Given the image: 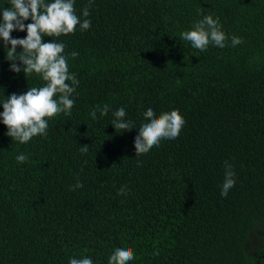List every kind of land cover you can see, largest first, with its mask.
Instances as JSON below:
<instances>
[{"label":"trees","instance_id":"trees-1","mask_svg":"<svg viewBox=\"0 0 264 264\" xmlns=\"http://www.w3.org/2000/svg\"><path fill=\"white\" fill-rule=\"evenodd\" d=\"M88 4L74 0L88 30L43 38L66 46L79 81L70 115L46 118L47 134L25 144L0 121V264H108L121 247L134 251L127 264H264V0H92L85 18ZM8 7L0 0V13ZM207 15L219 19L226 47L200 51L181 39ZM233 36L243 43L233 47ZM11 63L0 39V102L45 84ZM105 104L108 115L93 120ZM121 107L136 129L112 127ZM149 108L178 109L186 123L136 156ZM225 161L236 183L222 197Z\"/></svg>","mask_w":264,"mask_h":264},{"label":"clouds","instance_id":"clouds-1","mask_svg":"<svg viewBox=\"0 0 264 264\" xmlns=\"http://www.w3.org/2000/svg\"><path fill=\"white\" fill-rule=\"evenodd\" d=\"M88 6L82 10L83 17L89 16ZM31 19V23L25 21ZM79 25L81 30L91 27L89 19H83L75 14L74 0H10V7L0 13V39L3 40L6 59L11 63L10 71L23 73L25 77L35 73L41 77L45 84L41 87H31L20 95L15 93L5 97L0 102L3 112L0 113V121L6 126V135L21 144L29 142L35 136L47 134L48 119L59 113L70 115L75 101L71 99L78 87L79 81L75 73L69 72L65 45L51 39V42H43L44 37H59L74 33ZM13 31H26L25 38H13ZM181 39L191 43V46L200 51L207 50L211 44L224 48L227 46L228 37L222 31L219 19L211 15L204 16L192 26V30H186L180 34ZM240 37H231L233 47L242 44ZM10 45V47H9ZM17 48L22 51L17 52ZM78 55L72 52V58ZM19 62L17 64L16 62ZM97 111L100 115L107 116L110 107L105 104L96 106L90 112L93 120L97 119ZM126 110L121 107L113 112L111 125L121 133L136 129L131 120H126ZM147 123L141 124L134 140L136 156L146 154L153 146H159L162 139H176L186 121L179 110L161 113L156 116L149 108L144 112ZM88 145L81 146L82 154L87 153ZM28 159L24 153L16 157L17 163H24ZM235 172L233 166L225 161L224 181L221 196L227 197L228 192L235 186ZM82 183L77 180L71 190L82 188ZM118 195H126V186H122ZM134 259V251L131 247L117 248L110 256L108 264H127ZM69 264H93L88 257L70 258Z\"/></svg>","mask_w":264,"mask_h":264},{"label":"rangeland","instance_id":"rangeland-1","mask_svg":"<svg viewBox=\"0 0 264 264\" xmlns=\"http://www.w3.org/2000/svg\"><path fill=\"white\" fill-rule=\"evenodd\" d=\"M256 234L259 237H264V230H257ZM259 246H260V243L258 241H256L255 239H253V241H252V250H251L252 255H256V250L255 249L259 248Z\"/></svg>","mask_w":264,"mask_h":264}]
</instances>
